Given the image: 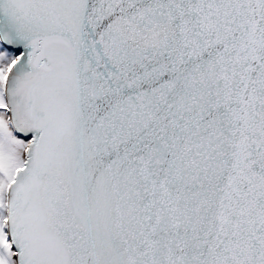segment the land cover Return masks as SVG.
<instances>
[{
	"label": "snow or ice",
	"instance_id": "obj_1",
	"mask_svg": "<svg viewBox=\"0 0 264 264\" xmlns=\"http://www.w3.org/2000/svg\"><path fill=\"white\" fill-rule=\"evenodd\" d=\"M0 264H264V0H0Z\"/></svg>",
	"mask_w": 264,
	"mask_h": 264
}]
</instances>
